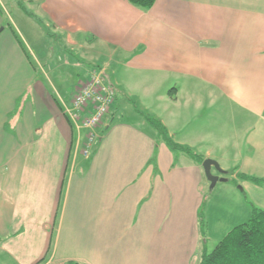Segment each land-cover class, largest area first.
I'll use <instances>...</instances> for the list:
<instances>
[{
  "label": "crops",
  "instance_id": "0c3cea01",
  "mask_svg": "<svg viewBox=\"0 0 264 264\" xmlns=\"http://www.w3.org/2000/svg\"><path fill=\"white\" fill-rule=\"evenodd\" d=\"M15 3L19 25L0 1V264H197L203 165L158 140L136 104L264 197V0ZM98 56L117 92L86 157L87 132L64 114L77 92L43 74Z\"/></svg>",
  "mask_w": 264,
  "mask_h": 264
},
{
  "label": "rangeland",
  "instance_id": "374dc122",
  "mask_svg": "<svg viewBox=\"0 0 264 264\" xmlns=\"http://www.w3.org/2000/svg\"><path fill=\"white\" fill-rule=\"evenodd\" d=\"M0 1L2 5H6V8L9 11L14 13L13 18L15 20V23L16 25H19L20 22L18 19V14L15 13L18 11V9L16 7V3L14 4V2L18 0H8L10 1V3L7 0ZM2 10H4V7L2 8ZM49 43H52L50 44L51 46L54 45L55 41L49 40ZM35 48L37 51L42 50V52H47L42 48V46H39L38 44ZM57 53L60 56L62 55L65 57L63 50L59 47ZM99 57L100 56L93 59L92 61H83L82 67L76 66L74 62H65L66 65L63 68L55 67L54 71L45 68L43 77L56 90L58 89V91H60L65 96L71 97L77 92L78 88L86 82L87 75L90 69L99 67L96 66L97 64H104V61ZM62 62L63 61H61L60 64H62ZM115 67L116 66H114L113 68L109 67L108 72L111 76H114L112 71L115 69ZM115 78L116 76L114 77V79ZM51 86L50 88L52 89ZM144 105L148 104L144 103ZM115 106L119 108V113L121 112V115L123 116L130 117L135 114L134 104L127 101L126 98H124L120 94L117 95ZM136 106V108L145 112L147 115L154 117L152 114H150V110L145 108L142 104L139 103L136 104ZM147 128L149 131L152 130L153 132H155V129H153L151 125L147 124ZM85 131L86 130H83L82 133H85ZM180 154H182V152H177L176 155L180 156ZM220 167L222 170H224L221 165ZM224 171L225 173L222 174L218 172L216 168L212 169V173L214 175L223 178V180H218L214 187H211V182L209 181L204 171L203 183L205 185L206 198L201 213L204 217L203 231L207 234V237L209 239L208 253L216 247L218 242L221 241L220 239H222L228 233V231H230L239 223L247 222L250 219L251 209L253 206H259V203L261 201V203H264V197H260V195L258 194L259 191L257 189V184L248 183L247 179L246 181H244L243 179H241L243 178L241 176H233L232 171ZM247 184L251 185L247 186Z\"/></svg>",
  "mask_w": 264,
  "mask_h": 264
},
{
  "label": "trees",
  "instance_id": "16d2710c",
  "mask_svg": "<svg viewBox=\"0 0 264 264\" xmlns=\"http://www.w3.org/2000/svg\"><path fill=\"white\" fill-rule=\"evenodd\" d=\"M129 1L144 9L150 8L155 2V0ZM137 111L142 114L140 110ZM142 115L156 130L157 139L166 143L173 152H184L197 162L203 163V156L191 148L177 143L169 136L159 119L147 114ZM153 160H155V156L152 158ZM200 215L202 226H204L203 214ZM67 264L79 263L69 261ZM197 264H264V209L253 206L250 219L233 227L211 252L204 251Z\"/></svg>",
  "mask_w": 264,
  "mask_h": 264
},
{
  "label": "built area",
  "instance_id": "2783aa9c",
  "mask_svg": "<svg viewBox=\"0 0 264 264\" xmlns=\"http://www.w3.org/2000/svg\"><path fill=\"white\" fill-rule=\"evenodd\" d=\"M116 88L111 83L105 67L90 69L86 82L79 87L64 114L71 124L81 133L87 131L83 153L91 156L96 142L100 138L99 128L111 112L116 99ZM41 264H64L48 261Z\"/></svg>",
  "mask_w": 264,
  "mask_h": 264
},
{
  "label": "water",
  "instance_id": "95a60500",
  "mask_svg": "<svg viewBox=\"0 0 264 264\" xmlns=\"http://www.w3.org/2000/svg\"><path fill=\"white\" fill-rule=\"evenodd\" d=\"M206 176L208 177L209 181L211 182V187H214L218 180H223L219 176H216L212 173V168H216V170L222 174L225 173L224 170L221 169L218 162L212 159H205L202 163Z\"/></svg>",
  "mask_w": 264,
  "mask_h": 264
}]
</instances>
